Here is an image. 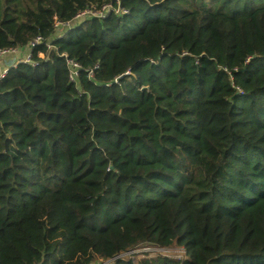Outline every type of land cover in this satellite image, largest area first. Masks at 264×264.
<instances>
[{"label": "trees", "instance_id": "trees-1", "mask_svg": "<svg viewBox=\"0 0 264 264\" xmlns=\"http://www.w3.org/2000/svg\"><path fill=\"white\" fill-rule=\"evenodd\" d=\"M109 2L0 0V264H264V0Z\"/></svg>", "mask_w": 264, "mask_h": 264}, {"label": "built area", "instance_id": "built-area-1", "mask_svg": "<svg viewBox=\"0 0 264 264\" xmlns=\"http://www.w3.org/2000/svg\"><path fill=\"white\" fill-rule=\"evenodd\" d=\"M115 1L118 4L116 7L114 6L113 2L104 4L99 9L88 7L78 12L71 21L61 22L56 18L55 27L57 31L60 32L65 28H70L74 26V24L84 21L86 19H90L91 17H104L113 10L116 13L127 12L126 9H122L119 6V0H115ZM40 41H41V37H37L33 42H31L29 45L23 48L9 47V48L0 49V59L6 60L8 57L9 58L12 57L10 60H8L9 62L7 64H4V67L0 71V79L3 78L11 68H16L20 62L32 63L31 49L35 46L36 43ZM49 47H51V45H49ZM67 64L70 68V79L76 80L80 65L76 61L69 58L67 59ZM90 73L92 75V71H90ZM126 74H129V71H127ZM117 80L118 78H115L116 82Z\"/></svg>", "mask_w": 264, "mask_h": 264}, {"label": "rangeland", "instance_id": "rangeland-1", "mask_svg": "<svg viewBox=\"0 0 264 264\" xmlns=\"http://www.w3.org/2000/svg\"><path fill=\"white\" fill-rule=\"evenodd\" d=\"M151 250H153V248H141V249H137L135 252H143V251H151ZM151 255H155V252L152 251ZM142 256H143V254H140L139 258Z\"/></svg>", "mask_w": 264, "mask_h": 264}, {"label": "crops", "instance_id": "crops-1", "mask_svg": "<svg viewBox=\"0 0 264 264\" xmlns=\"http://www.w3.org/2000/svg\"><path fill=\"white\" fill-rule=\"evenodd\" d=\"M12 57H8L6 60L4 59H0V71L2 70V68L4 67V64H7Z\"/></svg>", "mask_w": 264, "mask_h": 264}]
</instances>
